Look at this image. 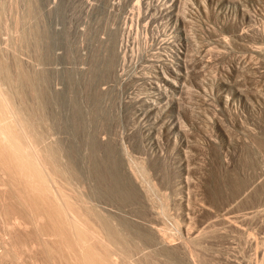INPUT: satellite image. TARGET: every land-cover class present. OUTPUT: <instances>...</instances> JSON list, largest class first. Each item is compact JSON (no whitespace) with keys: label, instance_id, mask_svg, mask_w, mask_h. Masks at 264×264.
I'll return each instance as SVG.
<instances>
[{"label":"rangeland","instance_id":"rangeland-1","mask_svg":"<svg viewBox=\"0 0 264 264\" xmlns=\"http://www.w3.org/2000/svg\"><path fill=\"white\" fill-rule=\"evenodd\" d=\"M202 1L18 0L0 15L11 23L18 11L20 30L37 31L20 55L43 71L55 97L48 112L60 119L52 132L85 176L96 137L108 140L100 160L114 191L91 201L134 225L144 241L135 251L189 264L188 242L194 264H264V0ZM9 34L0 29L4 43ZM168 53L183 64L172 86L156 68ZM133 159L148 169L138 171L142 187ZM162 226L174 231L175 252L160 243Z\"/></svg>","mask_w":264,"mask_h":264},{"label":"bare ground","instance_id":"bare-ground-1","mask_svg":"<svg viewBox=\"0 0 264 264\" xmlns=\"http://www.w3.org/2000/svg\"><path fill=\"white\" fill-rule=\"evenodd\" d=\"M17 4L18 0H0V14L10 13ZM186 5L185 2L184 7ZM184 7L185 13H190L189 7ZM85 9L87 16L93 7L87 4ZM16 12H13L11 23L0 15V29L10 32L5 43L0 38V264H155L154 257L147 252L141 250L140 254H143L140 255L135 251L140 250L137 247L144 241L132 228V223L131 227L120 214L99 209L93 203V196L102 198L103 194L113 190L107 182V166L100 160L101 147L108 140L100 135L96 137L93 157L88 164L90 176H85L75 162L69 142L54 135L53 126L60 119L48 110L50 100L55 97L42 85L43 71L20 55V48L27 42L23 40L31 30L28 36L25 30H20L21 17ZM177 16L176 22L186 23ZM127 20L123 17L122 22ZM84 33V28L79 27L77 39L81 53L85 49L82 47L84 39H81ZM102 42L108 45L107 39ZM119 45L117 52L120 55L127 45L122 46V41ZM175 52H179L178 47ZM182 65L178 55H164L156 67L160 75L158 82L171 85L179 76ZM79 70L86 72L88 69L79 67ZM153 84L149 81L147 86L155 90L161 86ZM53 92H60V89L53 86ZM98 92L104 98L107 90L99 88ZM132 162L140 164L138 170L132 165L134 169L131 167L130 174L136 186L142 187L138 178L147 172V166L143 161L133 159ZM134 170L141 173L137 175ZM167 227L157 228V236L164 248L172 253L178 245L171 239L174 231L172 233ZM185 244L190 256L188 263L194 264L196 249L188 242ZM133 252L139 256L134 257ZM173 264L181 263L173 260Z\"/></svg>","mask_w":264,"mask_h":264}]
</instances>
